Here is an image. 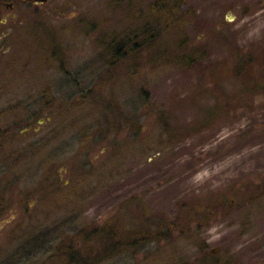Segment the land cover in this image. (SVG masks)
<instances>
[{"label":"rangeland","instance_id":"374dc122","mask_svg":"<svg viewBox=\"0 0 264 264\" xmlns=\"http://www.w3.org/2000/svg\"><path fill=\"white\" fill-rule=\"evenodd\" d=\"M154 1L0 12V264H264V0H175L188 45ZM109 220L143 237L102 255Z\"/></svg>","mask_w":264,"mask_h":264},{"label":"trees","instance_id":"16d2710c","mask_svg":"<svg viewBox=\"0 0 264 264\" xmlns=\"http://www.w3.org/2000/svg\"><path fill=\"white\" fill-rule=\"evenodd\" d=\"M174 1L175 0H157V1L155 0L151 4L150 10H153L155 12V19L158 18L160 21H163L162 23L166 27L174 29V32H175L174 38H173L174 40H172V41L177 42L179 39L180 43L183 42V43H186L188 45V42H187L188 36L183 34V36L180 37V35H179L180 33H182L181 31H183V29L181 28V25L183 24V20H182V15H180L181 7L179 6V3L173 4ZM181 4H184V2L183 3L181 2ZM185 15L187 16V20H188L189 19L188 14H185ZM161 17H166L167 20H165V19H164L165 21L163 19L161 20ZM179 31H180V33H179ZM176 33H179V34H177L178 37H177ZM130 36H132V38L127 39ZM138 36L140 37V39H142V38L143 39L140 40ZM120 37H121L120 35L116 34V35L112 36V38H110L111 41L108 40L107 45H104V47L106 46L105 49L107 48L108 51L110 52V54H111L110 57L114 58L115 60H113V61H115L116 63H121V61L122 60L124 61L125 58L135 54L136 53L135 51L138 50L137 46L141 47L144 45L141 42L152 41L154 39L152 34H150L148 36H143L137 31H131L126 36L124 35L122 38L123 40H121L123 42L119 41ZM135 39L140 40V41H136ZM241 56L242 57H239L240 61L237 62V67L233 66L235 75L240 76L242 80L245 79L247 75L253 74L255 72V70L257 69V67L259 65L258 63L261 64V66H262L261 71L264 73V56H256V55L254 56V55L246 54V53H242ZM260 57H263L262 60L261 59L259 60ZM184 59L188 60L186 57L180 55V60H184ZM194 61H196V60H194ZM188 63L190 65L194 64V62H188ZM255 191H257V190L256 189L254 190L253 195L255 193H257ZM217 202L218 201H216L214 203L212 202V203L207 204V205L203 204L202 205L203 209L201 211H198L199 213H197L195 215L196 216H198V214H200L201 216L204 215L203 212L207 211L208 209H210V210L213 209V207H215ZM188 205L191 206V204H188ZM186 207H188V206H186ZM187 210L188 209L184 210L183 213L186 214ZM186 218H187V215H186ZM190 218L191 217L189 216L187 218V220ZM191 220H193V219H191ZM183 221H186V220L183 219ZM113 222L114 221L111 222V220H109L107 223H105L104 226H102V229L100 230L101 236H103V239H104V248H103L104 251L103 252L101 251L102 255L104 252L109 253V251H114V250L118 249L119 245L122 243V241L126 240V243H129V242H131V240L133 241L134 239L137 240L138 238L143 237L141 235L142 233H139V231L128 233L126 235H125V233L119 234L120 231H119L118 224H116V222L115 223H113ZM182 224H183V222H182ZM143 233L146 236H149L150 230L149 231L146 230ZM155 237L158 238V235L156 234V232H155ZM67 254H68L67 258L70 261L74 262L72 264H80V260H78V255L75 253V251L73 249H69ZM102 255L96 254L97 257L102 256Z\"/></svg>","mask_w":264,"mask_h":264},{"label":"flooded vegetation","instance_id":"af4514ba","mask_svg":"<svg viewBox=\"0 0 264 264\" xmlns=\"http://www.w3.org/2000/svg\"><path fill=\"white\" fill-rule=\"evenodd\" d=\"M39 1H43V0H0V12H2L5 8L16 9L23 4L25 5L39 4L40 3ZM181 10L182 12H180V15H182V20L183 22H187V16L185 15L184 11L188 10V7L186 9L181 8ZM27 121L28 120H26V122ZM26 126H27V123H26ZM51 264H56V263H51Z\"/></svg>","mask_w":264,"mask_h":264}]
</instances>
